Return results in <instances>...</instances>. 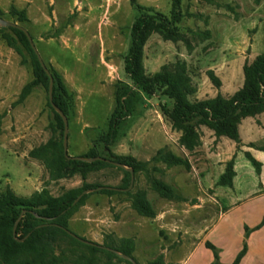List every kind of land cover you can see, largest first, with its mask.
Listing matches in <instances>:
<instances>
[{"label": "rangeland", "instance_id": "1", "mask_svg": "<svg viewBox=\"0 0 264 264\" xmlns=\"http://www.w3.org/2000/svg\"><path fill=\"white\" fill-rule=\"evenodd\" d=\"M134 1L170 15V0ZM135 3L0 0L8 20H15L9 13L12 5L27 10L30 20L23 25L34 37L44 61L62 75L74 96L68 136L71 156L91 150L93 140L107 130L118 88L131 84L125 64L132 42L131 29L140 15ZM182 11L185 17L180 30L184 40L174 42L153 33L144 47L146 73L153 75L164 64L184 62L197 87L192 100L218 93L232 95L243 84L244 64L264 52V0H183ZM24 52L28 60L22 64L21 56L0 36V192L10 186L18 194L30 195L34 189L44 188L48 181L41 174L42 166L30 163L27 150L49 139L54 113L47 105L48 91L41 85L23 103L13 105L22 87L33 78L29 55ZM210 71L221 79L220 87L211 80ZM132 101L135 112L123 122L111 149L117 154H135L148 163L147 168L135 173L132 194H92L70 217L69 228L80 237L103 245L118 246L121 239H132L138 264H175L183 214H188V209L203 196L198 193L199 178L191 166H168L155 158L161 148L188 158L180 141L181 131L159 113L161 105L170 107L171 101L160 92L148 95L142 91ZM202 128L199 126V132L205 137L207 133ZM210 133V141H221L211 130ZM255 137L263 144L264 129L259 128ZM225 138L222 141H230ZM213 143L216 142H210V152L215 150ZM28 171L35 175L36 182L28 192H22L19 186L26 181ZM75 175L53 184L52 191L57 195L70 186H81L84 181L120 186L124 172L108 166L90 172L86 180L80 173ZM153 179L169 184L175 197L161 196L152 186ZM140 191L155 210L154 217L142 215L133 207V195ZM185 251L186 248L181 249L180 254ZM57 253L62 259L60 264H128L106 253L92 254L86 246L70 239L61 243Z\"/></svg>", "mask_w": 264, "mask_h": 264}, {"label": "trees", "instance_id": "2", "mask_svg": "<svg viewBox=\"0 0 264 264\" xmlns=\"http://www.w3.org/2000/svg\"><path fill=\"white\" fill-rule=\"evenodd\" d=\"M170 2L171 11L170 15H167L153 7L136 4L133 0L140 15L132 26V42L126 56L125 71L131 84L118 88L116 106L109 119L107 130L98 139L93 140V147L90 151L82 154V156L90 158L100 156L102 159L88 162L66 157L63 145L64 120L52 106L48 95L47 105L54 113V121L50 123L51 136L46 142L31 149L29 155L44 162L49 170L50 180L69 178L78 173L86 180L92 171L116 166L109 160L123 163L129 168H133L135 173L145 170L148 165L146 161H141L131 154H117L111 149L120 135L123 122L135 112L132 100L139 91L148 95L160 92L171 101L170 107L161 105V112L169 119L172 127L181 131V144L188 151H193L201 143L199 126H206L214 131L215 136H225L239 144L242 120L264 112V52L257 55L252 62L244 64L243 85L230 96L218 93L211 98L192 100L191 97L197 92V87L193 85L184 62L175 65L164 64L153 75L146 73L143 63L144 47L153 33H159L164 39L174 42L185 38L180 30V23L185 17V13L182 11L183 0H170ZM9 13L15 18L13 21L23 27H25L23 24L30 20L25 8L20 9L12 5ZM4 15L5 11L0 7V17H4ZM0 36L9 47L14 48L21 56L22 64L28 60L24 50L27 51L33 70V78L22 87L18 99L13 105L23 103L36 86L41 85L48 91L50 76L39 61L25 31L19 27L0 26ZM46 65L54 78L53 102L69 119L74 105V96L69 92L62 75L51 65L47 63ZM209 74L213 83L220 87L221 79L213 71H210ZM2 120L3 115H0V132ZM99 145L102 146V150ZM251 146L264 151V144L251 143ZM246 157L260 173L262 163L250 152H246ZM155 158L164 161L168 166L182 164L187 167L191 166L187 157L177 155L165 148L159 149ZM234 166L235 157L227 162L225 171L220 176L217 185H233L236 175ZM119 168L124 172L120 186L84 181L81 186L67 189L58 196L53 195L47 187L35 191L30 196H20L10 187L0 192V264H60L62 259L57 251L65 239L86 246L92 254L106 253L120 261L134 264L108 249H115L134 258V241L132 239H121L118 246L103 245L97 242V245H91L69 233V230L71 231L69 228L70 217L92 194H132L131 190H127L131 184L132 173L128 169ZM101 186L103 188L100 190L84 194L75 204V200L86 189ZM152 186L161 196L175 197L174 189L162 180L153 179ZM133 207L142 215L151 217L156 215L144 192L140 191L133 195ZM23 211L25 213L17 224V234L15 235L14 227ZM263 224L264 218L254 229L260 228ZM206 245L214 252V264H222L220 249L209 241L206 242ZM247 250L248 245L245 242L232 264H240ZM149 264L159 263L153 261Z\"/></svg>", "mask_w": 264, "mask_h": 264}, {"label": "crops", "instance_id": "3", "mask_svg": "<svg viewBox=\"0 0 264 264\" xmlns=\"http://www.w3.org/2000/svg\"><path fill=\"white\" fill-rule=\"evenodd\" d=\"M159 113L163 117L162 112ZM205 128L203 126L202 130L207 135L204 137L201 134L200 145L193 151L187 150L191 167L199 178L198 193L203 196L188 209V214H183V223L180 225L182 233L180 244L176 246L175 264H214V252L207 247L208 241L220 249L222 264H232L245 242L248 250L240 264H264V224L254 229L264 218V151L251 146V143L262 144L255 135L259 132V128L264 129V112L242 120L239 144L230 138V141H222L223 138L226 139L225 136H215L221 141H210L211 129ZM245 128L249 129L248 133L244 132ZM211 132L214 134L213 130ZM44 142L30 147L27 155L32 165L38 163L42 166L41 174L48 181L45 187L53 195L58 196L64 191L56 195L52 191V185L68 178L50 180V173L44 162L29 155L31 149ZM210 142H216V146L213 143L214 152H210ZM246 152H250L262 163L260 173L246 157ZM234 157L236 175L233 185H217L227 162ZM35 182V175H30L28 171V177L20 184L19 190L28 192V188L34 186ZM72 187L77 186H70L68 189ZM42 189H34L32 194ZM14 192L18 194L15 190ZM205 209H209L208 213L203 212ZM161 216L162 213L158 218L160 219ZM183 248H186V251L180 254Z\"/></svg>", "mask_w": 264, "mask_h": 264}, {"label": "water", "instance_id": "4", "mask_svg": "<svg viewBox=\"0 0 264 264\" xmlns=\"http://www.w3.org/2000/svg\"><path fill=\"white\" fill-rule=\"evenodd\" d=\"M0 26L1 27H8V26H12V27H19L21 29H23L25 31V33L27 34L30 42H31V45L35 51V53L37 54L38 58H39V61L41 62L42 66L44 67V69L47 71V73L49 74L50 76V83H49V89H48V95H49V100L50 102L52 103V106L55 108V110L60 113V115L63 117V120H64V140H63V145H64V153L66 155L67 158L71 159V158H74V159H80V160H84V161H88V162H91V161H94V160H97V159H102V157L100 156H97V157H94V158H90V157H85V156H71L69 153H68V136H69V119L67 117V115L58 107L54 104L53 102V88H54V78L49 70V68L47 67L43 57L41 56L39 50L37 49V46L34 42V39L32 37V35L30 34L29 30L26 28V27H23L22 25H20L18 22H14L12 20H8L4 17H0ZM110 162H112L114 165L118 166V167H122V168H125V169H128L131 171L132 173V179H131V184L130 186L128 187L127 190H130L133 186H134V181H135V172L133 170V168H129L127 166H125L123 163H120V162H116V161H111L109 160ZM103 186L101 187H97V188H89V189H86L76 200H75V204L80 200V198L84 195V194H87V193H90V192H94V191H97V190H100L102 189ZM25 211L22 212L21 216L18 218L17 220V223L15 224V227H14V234L16 235L17 234V224L18 222L21 220V218L23 217ZM69 233L71 235H73L74 237H77L79 238L81 241L87 243V244H91V245H97L96 242L94 241H91V240H88V239H83L81 238L79 235H77L76 233L72 232L69 230ZM19 240H23V239H19ZM109 250H112L114 251L115 253L121 255L123 258L125 259H128L130 261H132L134 264H138V262L131 256L129 255H126V254H122L120 253L119 251L115 250V249H112V248H108Z\"/></svg>", "mask_w": 264, "mask_h": 264}]
</instances>
